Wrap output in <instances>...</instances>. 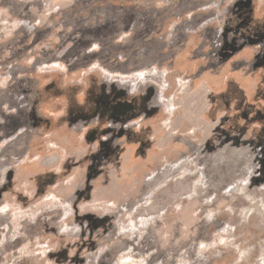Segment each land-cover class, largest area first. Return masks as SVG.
I'll list each match as a JSON object with an SVG mask.
<instances>
[{
    "label": "rangeland",
    "instance_id": "rangeland-1",
    "mask_svg": "<svg viewBox=\"0 0 264 264\" xmlns=\"http://www.w3.org/2000/svg\"><path fill=\"white\" fill-rule=\"evenodd\" d=\"M263 9L0 0V264H264Z\"/></svg>",
    "mask_w": 264,
    "mask_h": 264
},
{
    "label": "crops",
    "instance_id": "crops-1",
    "mask_svg": "<svg viewBox=\"0 0 264 264\" xmlns=\"http://www.w3.org/2000/svg\"><path fill=\"white\" fill-rule=\"evenodd\" d=\"M264 10V9H263ZM263 21V20H262ZM256 24V30H257V28L259 29L262 25H263V23H264V21H263V23L260 21L259 23L258 22H255ZM264 26V25H263ZM255 28V27H254ZM250 53H238L237 55H236V57H235V59H237V60H239V59H248V55H249ZM248 75H253V76H256V77H258V81H257V86L258 87H260L261 88V90H260V88H257L256 90L257 91H264V67H259V68H256V69H254V70H252V71H249L248 73H247ZM260 76V77H259ZM242 80V81H241ZM241 82H243V83H245V81L243 80V79H241L240 78V81L237 83V84H240L239 86H241ZM242 83V84H243ZM242 88V87H241ZM242 92H245V88L243 87V89H242ZM238 94H239V92H238Z\"/></svg>",
    "mask_w": 264,
    "mask_h": 264
}]
</instances>
